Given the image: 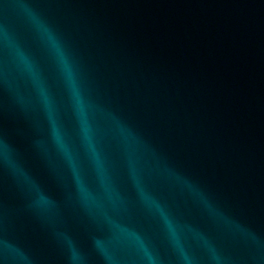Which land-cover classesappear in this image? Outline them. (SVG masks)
Wrapping results in <instances>:
<instances>
[{
    "label": "water",
    "instance_id": "95a60500",
    "mask_svg": "<svg viewBox=\"0 0 264 264\" xmlns=\"http://www.w3.org/2000/svg\"><path fill=\"white\" fill-rule=\"evenodd\" d=\"M0 264H264V0H0Z\"/></svg>",
    "mask_w": 264,
    "mask_h": 264
},
{
    "label": "clouds",
    "instance_id": "9594fccd",
    "mask_svg": "<svg viewBox=\"0 0 264 264\" xmlns=\"http://www.w3.org/2000/svg\"><path fill=\"white\" fill-rule=\"evenodd\" d=\"M33 20L36 23L37 27L39 29H41L46 35L47 38L52 46V48L54 49L57 57H58V62L60 63L63 72L65 73L66 78L68 79V81L70 83H72L74 85L75 81H74V71H73V66L71 64V62L69 61L68 56L66 55L65 51L63 50L58 38L55 36V34L51 31V29H49L42 21H40L37 17L33 16ZM24 62H25V67L26 70L31 71L32 70V66L30 62H27L26 58H23ZM75 95L77 97V103L78 105L81 103V99H80V95H79V91L76 90L75 91ZM53 139L55 141V143L57 144V146L64 151L66 158L69 160V162L71 163V155L70 153L67 152L66 146L63 142L62 137L60 136V134L58 133V131H56L54 129L53 131ZM46 200V198H45ZM152 206H154L158 211H160L162 214L163 213V208L159 205L158 202L155 201H151ZM164 219L166 224L168 225L169 229L173 232H175L172 222L171 220L167 217L166 214H164ZM183 258L188 261L189 257L184 254ZM79 259L78 256L73 255V260H77Z\"/></svg>",
    "mask_w": 264,
    "mask_h": 264
}]
</instances>
